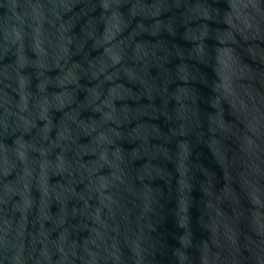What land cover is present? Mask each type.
Returning <instances> with one entry per match:
<instances>
[{
    "label": "water",
    "instance_id": "95a60500",
    "mask_svg": "<svg viewBox=\"0 0 264 264\" xmlns=\"http://www.w3.org/2000/svg\"><path fill=\"white\" fill-rule=\"evenodd\" d=\"M0 264H264V0H0Z\"/></svg>",
    "mask_w": 264,
    "mask_h": 264
}]
</instances>
